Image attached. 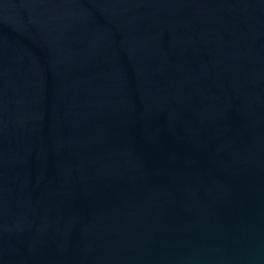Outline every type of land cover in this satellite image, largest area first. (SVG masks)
<instances>
[{
	"label": "water",
	"instance_id": "obj_1",
	"mask_svg": "<svg viewBox=\"0 0 264 264\" xmlns=\"http://www.w3.org/2000/svg\"><path fill=\"white\" fill-rule=\"evenodd\" d=\"M0 264H264V0H0Z\"/></svg>",
	"mask_w": 264,
	"mask_h": 264
}]
</instances>
